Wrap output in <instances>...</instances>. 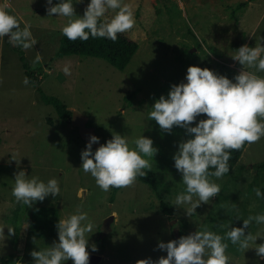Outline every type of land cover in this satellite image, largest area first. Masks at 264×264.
<instances>
[{
  "label": "rangeland",
  "instance_id": "1",
  "mask_svg": "<svg viewBox=\"0 0 264 264\" xmlns=\"http://www.w3.org/2000/svg\"><path fill=\"white\" fill-rule=\"evenodd\" d=\"M245 1L125 0L136 18L133 29L125 34L139 48L126 69L118 71L101 59L56 58L61 29L69 18L57 14L49 17L46 0H5V9L17 17L21 28L25 23L31 25L37 43L32 49H23L25 62L41 81L44 95L86 116L102 144L113 133L126 135L133 147L140 134L153 140L158 151L150 171L159 180V194L171 206L172 215L162 212L149 186L135 181L111 200L113 188L101 190L80 168L85 142L70 123L59 119L52 106L41 101L36 89L23 83L24 70L5 36L0 45V226H5L8 238L0 250V264H33L31 251L58 240L57 230L50 239L29 234L34 208L55 210L56 223L78 208L87 212L94 232L86 250L102 257L99 264H136L148 257L155 261L166 255L157 248L158 242L173 240L174 228L182 236L203 228L223 236L229 225L239 227L243 219L264 212V200L254 192L257 187L264 188V170L252 167L264 162V138L246 145L228 177L212 178L220 185V193L209 203H201L189 216L184 211L187 205H173L175 196L185 190L173 155L178 143L189 137L179 127L164 132L148 117L154 101L166 96L170 85L184 81L188 66L206 67L229 79L241 71L242 66L231 57L235 51L216 58L208 47L223 50L234 39L255 46L257 37L264 36V0H253L240 9L239 4ZM58 2L53 0V4ZM87 3H74L77 16L83 15ZM112 15V10L106 13L108 18ZM65 66L70 68L69 75L62 70ZM258 75L264 76V72ZM202 118L203 114L197 117ZM21 169L45 182L56 177L60 194L49 195L32 207L17 202L11 189L14 174ZM111 214L114 220L107 232L104 222ZM172 220L175 222L171 225ZM25 223L28 227L22 229ZM8 226L14 228V235L8 236ZM249 231L264 232V225L253 222ZM262 242L264 238L258 237L245 250L228 242L230 264H264L255 251ZM64 264H72V260Z\"/></svg>",
  "mask_w": 264,
  "mask_h": 264
},
{
  "label": "clouds",
  "instance_id": "2",
  "mask_svg": "<svg viewBox=\"0 0 264 264\" xmlns=\"http://www.w3.org/2000/svg\"><path fill=\"white\" fill-rule=\"evenodd\" d=\"M81 2L59 0L53 4V0H46L49 17L57 14L69 18L61 29L69 41H86L91 36L115 42L118 34L130 31L136 24L134 11L125 0H88L83 15L77 16L74 3ZM109 10L114 12L110 18L106 17ZM6 35L7 43L14 47L32 49L37 43L31 25L25 23L21 28L17 17L0 4V45ZM231 57L242 66L232 79L206 67L188 66L184 81L170 85L167 95L155 100L148 113L149 119L155 120L164 132L171 133L173 127H179L189 137L178 143L173 155L174 167L182 174L185 185V190L175 196L173 205L178 208L187 205L184 211L189 216L201 203H209L210 198L220 193V185L212 178L220 179L229 173L232 150L264 138V76L258 75L264 72V36L257 37L255 46L241 45ZM62 70L70 74L68 66ZM23 83L28 85L29 78L24 77ZM202 114L205 118L197 119ZM99 140L96 135L89 136L80 152V168L95 179L101 190L130 186L152 169L158 149L150 137L140 134L132 142L134 147L126 135L118 133H113L103 144ZM93 144H99L94 151ZM60 191L56 177L45 182L38 176L26 175L23 169L14 174L12 195L27 207L43 202L49 195L56 197ZM254 192L258 199L264 200V188L257 187ZM253 222L264 225V212L248 216L239 227L229 225L223 236L203 228L177 239L160 241L157 248L166 251L165 256L155 261L150 257L140 259L136 264H230L228 242L245 250L250 248V242L264 238V232L249 231ZM4 227L0 226V250L8 238ZM27 227L25 223L22 229ZM55 227L58 240L51 246L31 251L33 264H64L69 259L72 264H89L86 249L94 223L88 213L78 208L59 218ZM7 232L8 236L15 234L12 226L7 227ZM91 250H96L95 245ZM255 251L264 259V242Z\"/></svg>",
  "mask_w": 264,
  "mask_h": 264
},
{
  "label": "trees",
  "instance_id": "3",
  "mask_svg": "<svg viewBox=\"0 0 264 264\" xmlns=\"http://www.w3.org/2000/svg\"><path fill=\"white\" fill-rule=\"evenodd\" d=\"M252 1L253 0H246L243 3H240L239 8L242 9ZM244 44H247L250 47L253 46L252 44L242 40L234 39L223 50H218L215 47H208V50L216 58H223L227 52L236 51L241 45ZM138 48V44L131 40L125 33L118 34V39L115 42L105 38H92L91 36L86 41H81L79 39L76 41H69L64 35H62L55 57L62 58L69 56H80L101 59L118 71H124L138 51ZM198 48H200L199 44ZM13 51L18 55L22 69L25 73V77H28L30 80L29 85L36 89L40 95L41 101L46 105L52 106L60 120L67 124L70 123L72 112L68 110L66 106L58 99L54 97H48L43 94L40 89L41 81L30 70L28 64L25 62L23 49L20 47H14ZM246 145L240 150H232L231 159L229 160L230 170L229 173L225 174L223 177H228L232 173ZM252 167L255 170H264V162L260 164H254ZM136 181L149 186L150 189L156 193L162 212L167 216L172 215L171 206L159 194L160 183L153 172L148 171L146 176L138 177ZM120 189L121 188H113L110 196L111 200L114 199L116 193ZM35 209L36 208L33 209L30 217V225L28 229L29 234L36 238H52L56 232V211L46 208L39 209V211H36ZM180 236H182L181 233L179 234V237ZM173 239H175L174 235Z\"/></svg>",
  "mask_w": 264,
  "mask_h": 264
},
{
  "label": "water",
  "instance_id": "4",
  "mask_svg": "<svg viewBox=\"0 0 264 264\" xmlns=\"http://www.w3.org/2000/svg\"><path fill=\"white\" fill-rule=\"evenodd\" d=\"M0 4L4 6V0H0ZM88 121L89 120L86 116L78 114L76 112H72L70 124L73 128L77 130L80 139L83 140L85 144L88 141L90 135H96L95 129L88 126ZM99 143L102 144L101 141H99ZM92 147L94 151L97 147H99V144H93ZM113 220L114 216L111 214L104 222V225L107 228V232L110 231V223L113 222ZM174 222L175 221L172 220L170 224L172 225L174 224ZM173 235L175 239L179 237L177 228L173 229ZM101 259L102 257L100 255L89 254V264H99L101 262Z\"/></svg>",
  "mask_w": 264,
  "mask_h": 264
},
{
  "label": "crops",
  "instance_id": "5",
  "mask_svg": "<svg viewBox=\"0 0 264 264\" xmlns=\"http://www.w3.org/2000/svg\"><path fill=\"white\" fill-rule=\"evenodd\" d=\"M4 6L6 7V2H5V0H4Z\"/></svg>",
  "mask_w": 264,
  "mask_h": 264
}]
</instances>
